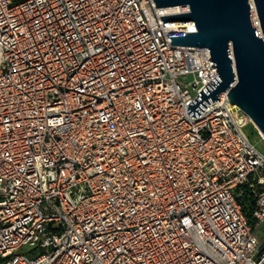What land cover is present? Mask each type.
<instances>
[{"label":"built area","instance_id":"1","mask_svg":"<svg viewBox=\"0 0 264 264\" xmlns=\"http://www.w3.org/2000/svg\"><path fill=\"white\" fill-rule=\"evenodd\" d=\"M189 11L0 0V264H264L256 126L228 92L188 115L218 76L168 37Z\"/></svg>","mask_w":264,"mask_h":264},{"label":"water","instance_id":"2","mask_svg":"<svg viewBox=\"0 0 264 264\" xmlns=\"http://www.w3.org/2000/svg\"><path fill=\"white\" fill-rule=\"evenodd\" d=\"M154 1L159 8L189 7L188 13L161 19L164 26L194 25L196 32L169 33L168 37L173 45L209 48L218 73L188 105V115L199 117L209 104L220 101L222 92H228L230 103L242 109L264 134V0Z\"/></svg>","mask_w":264,"mask_h":264},{"label":"rangeland","instance_id":"3","mask_svg":"<svg viewBox=\"0 0 264 264\" xmlns=\"http://www.w3.org/2000/svg\"><path fill=\"white\" fill-rule=\"evenodd\" d=\"M244 132L247 135V137L250 139V141L256 146V148L259 149V151L264 154V140L260 137L258 130L253 125H248L244 129ZM263 232H264V228H263ZM28 250H29L28 248H25L24 250H22V253H25Z\"/></svg>","mask_w":264,"mask_h":264},{"label":"trees","instance_id":"4","mask_svg":"<svg viewBox=\"0 0 264 264\" xmlns=\"http://www.w3.org/2000/svg\"><path fill=\"white\" fill-rule=\"evenodd\" d=\"M240 202L242 204L243 212L247 216V218L252 221L253 220V211L256 207V201L254 196L249 191H245L244 195L240 198Z\"/></svg>","mask_w":264,"mask_h":264},{"label":"bare ground","instance_id":"5","mask_svg":"<svg viewBox=\"0 0 264 264\" xmlns=\"http://www.w3.org/2000/svg\"><path fill=\"white\" fill-rule=\"evenodd\" d=\"M253 5V3H252ZM255 13V11H253ZM191 30L192 31H195L196 30V27L194 25L191 26ZM254 123V122H253ZM255 124V123H254ZM256 128L259 130V132L264 136V134L262 133V131L259 129V127L255 124Z\"/></svg>","mask_w":264,"mask_h":264}]
</instances>
